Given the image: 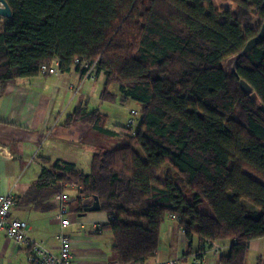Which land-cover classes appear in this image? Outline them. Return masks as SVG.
<instances>
[{
	"label": "trees",
	"instance_id": "16d2710c",
	"mask_svg": "<svg viewBox=\"0 0 264 264\" xmlns=\"http://www.w3.org/2000/svg\"><path fill=\"white\" fill-rule=\"evenodd\" d=\"M5 1L12 18L0 24L1 95L55 59L62 74L81 70L78 60L105 77L102 100L117 99L109 91L117 84L121 102L140 107L134 132L106 130L100 111L71 115L69 123L92 124L120 145L99 148L89 173L46 162L33 194L71 192L68 214L85 213L83 201L97 197L121 264L153 258L168 217L188 250L195 237L200 251L229 242L220 264H246L250 243L264 239V112L240 81L264 105V41L240 59L237 76L227 61L260 32L264 0H233L235 10L220 13L214 0Z\"/></svg>",
	"mask_w": 264,
	"mask_h": 264
},
{
	"label": "crops",
	"instance_id": "0c3cea01",
	"mask_svg": "<svg viewBox=\"0 0 264 264\" xmlns=\"http://www.w3.org/2000/svg\"><path fill=\"white\" fill-rule=\"evenodd\" d=\"M104 86V76L86 79L75 67L67 74L22 80L9 85L4 94L0 92V195L14 196L13 217L30 225L31 244H41L54 254L60 249L56 236L62 231L57 219L63 207L61 195L46 200L47 194H33V186L48 161L68 162L85 173L90 171L95 152L103 147L99 142L101 133L92 124L69 123L68 119L86 109L87 113L100 111L108 120V107L113 101L102 100ZM106 130L117 132L121 127L116 124ZM70 188L72 192L75 189ZM66 217L70 226L64 233L74 243L72 264H121L112 252V233L103 229L109 220L107 213L85 212ZM218 245L200 251L195 237L188 250L185 231L175 218L168 217L161 230L158 252L144 264H220L221 256L229 253V242ZM29 246L17 245L0 231V264H32ZM259 261L264 264V239L250 243L246 264Z\"/></svg>",
	"mask_w": 264,
	"mask_h": 264
},
{
	"label": "built area",
	"instance_id": "2783aa9c",
	"mask_svg": "<svg viewBox=\"0 0 264 264\" xmlns=\"http://www.w3.org/2000/svg\"><path fill=\"white\" fill-rule=\"evenodd\" d=\"M75 65L81 66V71L85 72L86 79L95 78L96 67L89 63H80L78 60ZM59 61L55 59L51 64L45 65L41 68V75L56 76L60 74ZM139 112L132 111L131 117L127 120V128L135 131L138 125ZM134 134V133H133ZM60 202L63 207L57 219L60 222L62 231H60L56 240L60 244V249L57 254L52 253L41 244L32 243L29 240L30 225L19 219L13 217V211L16 207V200L12 194L0 195V231H3L7 238L14 241L17 245L29 246V260L32 264H72L74 243L69 238L64 230L70 226L65 204L73 201L66 194L60 196ZM157 264H177L175 261L161 262Z\"/></svg>",
	"mask_w": 264,
	"mask_h": 264
},
{
	"label": "rangeland",
	"instance_id": "374dc122",
	"mask_svg": "<svg viewBox=\"0 0 264 264\" xmlns=\"http://www.w3.org/2000/svg\"><path fill=\"white\" fill-rule=\"evenodd\" d=\"M215 3V10L220 13L222 11L226 10H235V3L233 0H214ZM0 24H3V17H0ZM259 24L260 20L256 19L250 27L254 29L255 31H259ZM109 91L111 93H115L117 95V99L113 101L110 106L108 107L110 109V117L108 118L105 127L106 129H113V126L116 124H119V126L122 128H127V120L131 117V112L136 111L140 112V107L137 103L133 101H128L126 103H122L120 99V93H119V86L117 84L112 85L109 88ZM99 142L101 146L106 147V148H115L116 146L120 145V141L117 140L114 137H111L107 134H101ZM135 149L139 151V148L136 146ZM83 162V161H82ZM83 167H85V163L82 164ZM167 168L170 167V164L166 165ZM87 173H89V170H86ZM247 173L249 171H246ZM250 175H252L251 172H249ZM255 179L263 182L261 178L257 175H255Z\"/></svg>",
	"mask_w": 264,
	"mask_h": 264
},
{
	"label": "water",
	"instance_id": "95a60500",
	"mask_svg": "<svg viewBox=\"0 0 264 264\" xmlns=\"http://www.w3.org/2000/svg\"><path fill=\"white\" fill-rule=\"evenodd\" d=\"M0 17L11 19L12 18V12L5 0H0ZM264 41V25L262 26L260 32L258 35L250 40L247 45L245 46L243 52L227 61V69L230 75H236L237 76V65L240 61V59L244 56L249 54L251 51H253L256 47H258L262 42ZM241 89L249 95L252 102L256 105L260 106V110L264 112V105H260L261 101L258 97V95L253 91L252 87L244 80L240 81ZM83 206L85 208L86 213L91 212H98L101 210L100 202L97 197L88 198L83 201Z\"/></svg>",
	"mask_w": 264,
	"mask_h": 264
}]
</instances>
